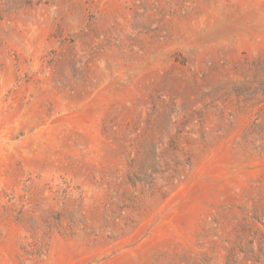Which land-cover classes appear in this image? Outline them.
<instances>
[{
  "label": "rangeland",
  "instance_id": "374dc122",
  "mask_svg": "<svg viewBox=\"0 0 264 264\" xmlns=\"http://www.w3.org/2000/svg\"><path fill=\"white\" fill-rule=\"evenodd\" d=\"M0 264H264V0H0Z\"/></svg>",
  "mask_w": 264,
  "mask_h": 264
}]
</instances>
